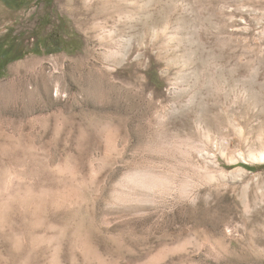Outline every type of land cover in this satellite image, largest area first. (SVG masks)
Segmentation results:
<instances>
[{
    "label": "rangeland",
    "instance_id": "rangeland-1",
    "mask_svg": "<svg viewBox=\"0 0 264 264\" xmlns=\"http://www.w3.org/2000/svg\"><path fill=\"white\" fill-rule=\"evenodd\" d=\"M3 39L0 264H264V0L0 1Z\"/></svg>",
    "mask_w": 264,
    "mask_h": 264
},
{
    "label": "trees",
    "instance_id": "trees-1",
    "mask_svg": "<svg viewBox=\"0 0 264 264\" xmlns=\"http://www.w3.org/2000/svg\"><path fill=\"white\" fill-rule=\"evenodd\" d=\"M8 9L11 10H20L24 7L30 5L33 0H0ZM46 4H52V0H46ZM6 41L3 39L0 41V76L4 73L5 67L14 61L21 59L25 54L22 52L21 49L12 50V46L5 47ZM68 48L65 46H56L53 49L45 48L46 53L50 52H59V51H67ZM34 52L39 53L41 48L35 46Z\"/></svg>",
    "mask_w": 264,
    "mask_h": 264
}]
</instances>
